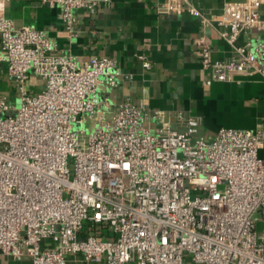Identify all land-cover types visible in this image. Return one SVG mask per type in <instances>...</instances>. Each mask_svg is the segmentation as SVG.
Wrapping results in <instances>:
<instances>
[{"label": "built area", "instance_id": "1", "mask_svg": "<svg viewBox=\"0 0 264 264\" xmlns=\"http://www.w3.org/2000/svg\"><path fill=\"white\" fill-rule=\"evenodd\" d=\"M106 1L43 0L60 9L70 42L80 35L76 11ZM185 4L204 27L224 28L234 51L213 60L202 39L209 84L264 77L257 1L227 3L220 15ZM251 31L262 36L237 46ZM4 74L20 103L0 94L3 255L32 264H68L75 256L103 264H264V121L207 137L198 118L130 99L114 103L102 89L118 86L115 60L80 61L49 31L17 27L0 11Z\"/></svg>", "mask_w": 264, "mask_h": 264}, {"label": "crops", "instance_id": "2", "mask_svg": "<svg viewBox=\"0 0 264 264\" xmlns=\"http://www.w3.org/2000/svg\"><path fill=\"white\" fill-rule=\"evenodd\" d=\"M245 1L107 0L76 11L80 35L73 42L65 32L60 9L43 0H0V11L17 27L28 25L49 31L60 49L71 50L80 61L92 57L115 60L121 71L118 86L102 89L114 103L130 99L171 116L182 113L198 118L201 134L209 137L223 128L254 130L262 125L264 77L237 76L209 84L210 71L202 64V39L213 60H228L234 51L221 35L224 28L204 27L198 16L186 10L185 3L207 15H220L227 3ZM254 1L264 19V0ZM168 6L178 10L168 11ZM261 36L257 31L243 32L236 45L255 43ZM141 56L151 63L150 69L143 67ZM0 264L32 261H16L0 252ZM68 264L103 263H87L75 256Z\"/></svg>", "mask_w": 264, "mask_h": 264}, {"label": "rangeland", "instance_id": "3", "mask_svg": "<svg viewBox=\"0 0 264 264\" xmlns=\"http://www.w3.org/2000/svg\"><path fill=\"white\" fill-rule=\"evenodd\" d=\"M6 80H7V75L6 74L0 75V85H6L5 90L0 91V92H4V93H0V94H3L4 96L8 97V100L11 103V105H14V106L15 105H19V103H20V91H19V88L16 87L13 83H11L10 85L5 84ZM37 83H38L37 91L39 92L43 88V83L40 80H38ZM258 155H259V157L261 159H264V148L259 151ZM51 244H52V241H48V245H51Z\"/></svg>", "mask_w": 264, "mask_h": 264}]
</instances>
